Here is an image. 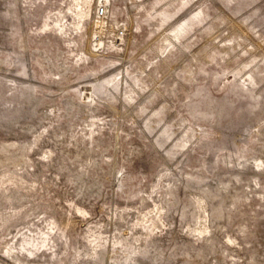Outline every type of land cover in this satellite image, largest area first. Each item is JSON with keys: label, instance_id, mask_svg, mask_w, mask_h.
<instances>
[{"label": "rangeland", "instance_id": "obj_1", "mask_svg": "<svg viewBox=\"0 0 264 264\" xmlns=\"http://www.w3.org/2000/svg\"><path fill=\"white\" fill-rule=\"evenodd\" d=\"M0 264H264V0H0Z\"/></svg>", "mask_w": 264, "mask_h": 264}]
</instances>
